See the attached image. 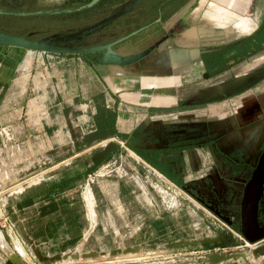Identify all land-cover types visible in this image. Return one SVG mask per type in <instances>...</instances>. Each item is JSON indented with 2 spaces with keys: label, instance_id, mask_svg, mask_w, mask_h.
Returning <instances> with one entry per match:
<instances>
[{
  "label": "rangeland",
  "instance_id": "374dc122",
  "mask_svg": "<svg viewBox=\"0 0 264 264\" xmlns=\"http://www.w3.org/2000/svg\"><path fill=\"white\" fill-rule=\"evenodd\" d=\"M32 1L34 8H28V3L13 12L0 8V29L32 38H46L59 44H94L95 39L92 40L87 33L71 34L73 31L69 27L73 20L36 12L40 8L55 7L63 0ZM156 22L143 29L157 25ZM134 35L114 47L121 54L139 50L134 45L137 38ZM96 54L68 56L76 62L96 64ZM199 66L192 82L178 85L179 89L185 88L186 91L175 104L149 110H130V101H125L122 105L125 108L118 110L119 116L115 110V126L126 135L124 138L111 135L90 143L95 128L94 113L75 109L77 123L75 129L70 130L74 145L66 142L44 149L38 155V162L43 160L40 165L33 164L20 170V174L6 184L1 182L0 214L6 213L18 232L16 216L10 212L9 203L3 202V196L10 189H19L28 183L33 185L38 181L47 185L67 174L66 170L84 171L93 149L109 141L118 142L121 147L107 161L80 177L78 193L86 188L84 194H91L94 209L93 217L89 215L91 224L86 240L76 248L54 252L55 256L48 261L39 259L32 252L35 264H264V254L256 256L252 252V247L263 243L264 239L246 242L240 230L235 228V223L239 225L243 184L264 146V77L243 84L237 80L264 68V48L214 75L208 73L204 76V71H207L204 62ZM167 71L165 65L147 70L158 75ZM75 73L81 76L94 72L88 66H77ZM80 85L83 86V83L80 82ZM95 85L103 87V84L92 82L91 88ZM88 91L86 89L84 96L80 95L74 101L78 104L87 100ZM97 93L90 98L93 107L95 97L101 99ZM105 94L110 98L109 93ZM113 97L108 99L112 106ZM155 112L160 115L156 116ZM60 133L61 139L68 138L66 128ZM153 143L168 146L166 156L179 164L180 182L176 185L160 177L129 145L147 147ZM170 145L183 147L175 152ZM35 151L36 148H33ZM69 154L71 156L66 160L53 164L56 159ZM11 165L19 167V163ZM35 173L38 174L32 177ZM10 184L14 186L7 188ZM15 194L12 192L9 197L14 198ZM261 202L258 220L264 225V195ZM0 228L8 230L1 217ZM18 245L23 250L22 243ZM135 246L138 247L132 249ZM90 251H95V255L84 254ZM213 251H245L246 256L211 263L207 261L206 254Z\"/></svg>",
  "mask_w": 264,
  "mask_h": 264
},
{
  "label": "crops",
  "instance_id": "0c3cea01",
  "mask_svg": "<svg viewBox=\"0 0 264 264\" xmlns=\"http://www.w3.org/2000/svg\"><path fill=\"white\" fill-rule=\"evenodd\" d=\"M263 20L264 0H186L166 18H159L157 25L134 35L137 36L134 45L140 48L134 52H147L131 62L132 66L130 63L76 62L67 54L38 52L0 43V187L2 181L5 184L10 182L20 170L33 164L40 165L43 160L38 162V155L44 149L66 142L74 145L70 130L75 129L77 123L75 109L95 113L96 103L93 107L90 98L97 92L101 91L97 94L101 95L102 104L110 110H117V116L120 114L118 110L125 108L122 106L125 101H130V110L173 105L186 91L185 88L179 89L178 85L192 82L199 64L203 63L202 47L225 44L244 36ZM163 65L168 68L166 73L147 72ZM77 66H88L94 73L77 76ZM92 82L103 84V87L95 85L91 88ZM86 89L89 90L88 99L77 104L74 99L80 95L83 97ZM104 92L109 93L110 98ZM112 97L115 100L113 106L108 101ZM65 128L69 132L68 138L61 139L60 132ZM165 146L153 143L147 147ZM33 148H36L35 152ZM70 156L56 159L53 164ZM166 158L165 155L163 159ZM90 162L88 158L86 167ZM12 163H19V167H12ZM150 167L160 177L177 184L154 165L150 164ZM172 168L178 172L179 164L174 159ZM84 171L66 170L67 174L47 185L40 181L33 182V185L28 183L19 189H10L3 196V202L9 203L10 212L22 228L18 225L17 237L0 228V264H35L32 261L34 249L50 258L55 256L54 252L76 248L86 240L91 224L89 215L93 217L94 209L91 194H84L86 188L78 193ZM12 186L14 184L7 188ZM12 192L17 193L14 198L9 197ZM20 242L24 251L18 247Z\"/></svg>",
  "mask_w": 264,
  "mask_h": 264
},
{
  "label": "trees",
  "instance_id": "16d2710c",
  "mask_svg": "<svg viewBox=\"0 0 264 264\" xmlns=\"http://www.w3.org/2000/svg\"><path fill=\"white\" fill-rule=\"evenodd\" d=\"M87 1L89 0H63L61 4L55 7L40 8L36 12L37 14L42 13L57 18L60 17L61 19L73 20L69 27L70 31H75L103 17L112 15L106 21L83 32L89 34L92 40L95 39L93 41L95 44L108 42L139 27L150 26L156 22L158 17L163 20L186 0H98L91 6H81ZM27 3L28 8H34V6H31L32 0H0V8L7 12H13ZM120 4L121 6L115 9ZM262 48H264V20L252 32L244 36L225 44L202 47L200 55L206 70L210 75H213L225 70L232 63L249 57ZM66 54L86 57L93 53ZM95 99L97 107L94 113L95 128L89 142L91 143L92 140H99L111 135H119L124 138L126 135L123 132H119L115 126L116 111L106 108L99 98L95 97ZM129 145L144 160L157 167L176 183L180 182L173 172L172 162L169 161L170 158L168 161L163 159V148ZM120 149L119 143L114 141H109L104 146L94 148L90 158L91 162L84 173L93 171L97 166L107 161L114 152L120 151ZM235 228L239 231V225H236V223Z\"/></svg>",
  "mask_w": 264,
  "mask_h": 264
},
{
  "label": "water",
  "instance_id": "95a60500",
  "mask_svg": "<svg viewBox=\"0 0 264 264\" xmlns=\"http://www.w3.org/2000/svg\"><path fill=\"white\" fill-rule=\"evenodd\" d=\"M98 0H89L81 6H91L95 4ZM112 15L103 17L91 24L85 25L80 29L73 31L71 34L73 36L80 35L82 32L87 31L100 23L109 19ZM159 20V17L157 18ZM143 29V27L136 28L127 34L121 35L115 39H112L105 43H95L87 46H76L69 44H59L53 40H48L46 38H32L24 34L12 33L9 31L0 29V43L12 46L23 47L26 49H34L39 51L53 52V53H97L95 60L99 63H119L126 64L131 63L139 59L144 55L147 50H141L134 53L121 55L117 49L114 47L116 43L126 39L127 37L136 34L138 31ZM204 76L208 75L207 71H204ZM264 77V68L254 70L247 73L239 78L237 81L239 84L253 82L259 78ZM222 87V86H221ZM220 87V88H221ZM214 97V96H213ZM264 188V148L261 150L255 165L253 166L249 177L243 184L242 194L239 203V230L243 235L246 242H256L258 240L264 239V225L259 223L258 220V209L260 204V199L262 191ZM20 228L22 225L17 222ZM151 246H154L153 244ZM135 246L132 249H136ZM252 252L254 255L264 254V242L257 244L252 247ZM34 253L38 258L48 261L47 256L39 253L37 249H34ZM95 251H90L84 253L85 255H95ZM64 252V256H66ZM73 256H75L73 254ZM235 256H246L245 251H234V252H221L213 251L206 254L208 262L215 263L228 259ZM58 257V255H57Z\"/></svg>",
  "mask_w": 264,
  "mask_h": 264
},
{
  "label": "flooded vegetation",
  "instance_id": "af4514ba",
  "mask_svg": "<svg viewBox=\"0 0 264 264\" xmlns=\"http://www.w3.org/2000/svg\"><path fill=\"white\" fill-rule=\"evenodd\" d=\"M216 74H217V73H216ZM213 75H214V74H213ZM167 147H168V146H167ZM167 147L163 148V152H164L163 155H164V156L166 155L165 152H166V150H167ZM172 147H174V148H172ZM182 147H183L182 145H178V146H172V145H170V149L173 150V151H175V152H176L177 150H181ZM168 148H169V147H168ZM263 148H264V146H263ZM263 148H262V149H263ZM176 149H177V150H176ZM262 149H261V150H262ZM261 150H260V152H261ZM260 152H259V154H260ZM259 154H258V156H259ZM258 156H257V158H258ZM169 158H170L169 161L172 162V158L169 157V156H168L165 160L168 161ZM256 161H257V159H256ZM256 161H255V163H256ZM255 163H254V165H255ZM254 165H253V166H254ZM253 166H252L251 169H250V173H251V170H252ZM173 172L175 173V176H176L177 178H179V176H178V172H177L176 170H173ZM250 173H249V175H250ZM164 175H166V174L164 173ZM249 175H248V177H249ZM166 176H167V175H166ZM167 177L170 178L169 176H167ZM248 177H247V178H248ZM170 180H172V179L170 178ZM172 181H173V180H172ZM174 182H175V181H174ZM175 183H176V182H175Z\"/></svg>",
  "mask_w": 264,
  "mask_h": 264
},
{
  "label": "built area",
  "instance_id": "2783aa9c",
  "mask_svg": "<svg viewBox=\"0 0 264 264\" xmlns=\"http://www.w3.org/2000/svg\"><path fill=\"white\" fill-rule=\"evenodd\" d=\"M0 217L3 219V222L6 224V226H8V230L11 232V234L17 237L18 234L14 230V222L12 221V219L4 212H1Z\"/></svg>",
  "mask_w": 264,
  "mask_h": 264
}]
</instances>
